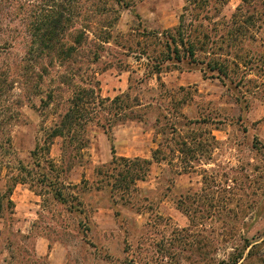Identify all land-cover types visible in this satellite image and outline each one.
Wrapping results in <instances>:
<instances>
[{
  "label": "rangeland",
  "instance_id": "1",
  "mask_svg": "<svg viewBox=\"0 0 264 264\" xmlns=\"http://www.w3.org/2000/svg\"><path fill=\"white\" fill-rule=\"evenodd\" d=\"M3 1V10H13L19 0ZM126 2L129 7L118 10L113 27L115 40L134 24L148 30L174 28L185 3ZM240 3L228 0L221 9L214 21L219 33ZM253 7L260 28L254 41L242 46L257 59L250 69L243 63L232 69V79L242 80L238 88L203 78L187 66H171L159 79L145 77L143 57L124 53L115 40L105 44L99 61L89 66L93 82L103 98L131 85L141 100L142 118L115 124L110 139L100 126L89 124L82 159L72 157L67 142L54 140L49 157L65 169V181L78 187L87 219L68 213L40 186L34 188L36 194L29 185H17L13 213L5 211L0 218V264H264V0H250L243 9ZM20 17H0V37L9 40L0 45V69L9 67L13 77L27 47ZM0 88V104L15 113L2 126L0 138L9 135L15 156L29 162L42 129L57 120L68 96L43 109L38 98L26 100L16 84ZM180 139L194 152L176 151ZM159 144L165 160L153 163L146 180L136 183L129 205L115 203L105 189H94V168L111 159V148L117 156L150 158ZM82 179L89 189L83 190ZM9 238L29 248L30 255L21 257Z\"/></svg>",
  "mask_w": 264,
  "mask_h": 264
},
{
  "label": "trees",
  "instance_id": "2",
  "mask_svg": "<svg viewBox=\"0 0 264 264\" xmlns=\"http://www.w3.org/2000/svg\"><path fill=\"white\" fill-rule=\"evenodd\" d=\"M240 1L230 20L222 24L225 30L222 33L218 32V24L214 21L228 0H184L174 28L148 30L134 24L126 35H118L116 40L113 27L118 10L129 7L126 0H19L14 2L17 7L13 10H3L0 2V17L11 20V15L25 16L20 18L27 39L26 50L17 64L19 72L13 77L9 67L1 68L0 86L6 82L11 87L18 85L26 100L38 98L43 109L63 100L65 94L68 96L66 107L57 115V120L42 129L43 138L30 152L29 162L15 156L9 135L0 138V181L3 182L0 185V218L5 211L13 213L12 193L17 185L26 184L34 193V188L40 186L68 213L87 219L84 202L76 191L78 187L65 181L62 177L65 169L53 162L49 150L54 140L61 138L74 152L72 157L82 159V151L89 144V124L100 126L110 139V128L115 124L142 118L143 106L139 96L131 93V85L113 98H103L97 81L93 82L89 66L99 61L101 51L111 40H115L124 53H137L145 59V77L159 79L171 66H187L198 69L203 78H217L224 85L230 83L238 88L242 80L232 79L230 74L232 69L238 70L240 64L250 69L256 61L251 50L242 45L245 40L254 41L255 31L260 28L256 24L261 21L254 7L253 11L243 9L250 0ZM7 37L12 36L7 34ZM8 41L0 37V45H8ZM232 49L237 51L232 52ZM1 92L2 88L0 96ZM1 104L0 135L3 134L2 126L15 117V113H7ZM176 144L180 154L194 152L192 148L188 150L185 140L180 139ZM160 149L159 144L150 158H142L117 156L111 148V159L94 168V189H105L115 203L129 205L137 190L136 183L146 180L153 163L165 160ZM72 166L73 163L68 164L66 171ZM80 185L83 190L89 189L85 179ZM79 225L80 232L83 224ZM9 243L21 257L30 255L29 248L23 249L11 238Z\"/></svg>",
  "mask_w": 264,
  "mask_h": 264
},
{
  "label": "crops",
  "instance_id": "3",
  "mask_svg": "<svg viewBox=\"0 0 264 264\" xmlns=\"http://www.w3.org/2000/svg\"><path fill=\"white\" fill-rule=\"evenodd\" d=\"M51 259V256H50V258H49V260Z\"/></svg>",
  "mask_w": 264,
  "mask_h": 264
}]
</instances>
